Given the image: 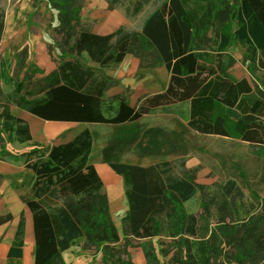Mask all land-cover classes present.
Returning a JSON list of instances; mask_svg holds the SVG:
<instances>
[{
  "label": "trees",
  "instance_id": "obj_1",
  "mask_svg": "<svg viewBox=\"0 0 264 264\" xmlns=\"http://www.w3.org/2000/svg\"><path fill=\"white\" fill-rule=\"evenodd\" d=\"M106 1L115 8L117 0ZM151 1L135 0L127 16H136ZM224 5L226 9L219 8ZM219 6L216 9L209 0H163L146 16L140 37L155 49L169 80L163 91L139 98L135 106L123 94L104 96L112 80L103 70L120 66L132 50L131 35L122 27L97 34L79 18L74 27L62 20L70 52H62L54 69L38 75L27 69L21 80L10 78L0 86V124L18 144H27L32 136L28 122L11 113L12 106L44 121L109 127L100 160L123 178L129 209L121 223L125 236L144 240L145 264H158L154 237L196 235L197 218L185 212L183 202L198 185L188 175L165 178V162L142 166L121 161L122 155L139 160L185 156L191 151L192 132L264 148V87L232 77L219 62L206 63L196 52L208 46L207 32L217 38L218 52L229 46L231 37L246 44L252 55L264 51V0H238L231 11L223 0ZM155 112L179 115L182 121L176 126L142 122ZM97 137L85 128L67 142L35 143L24 156L0 147L1 160L32 172L30 195L23 202L32 215L34 264H66L62 252L78 239L96 249L104 245L105 264H133L121 260L114 247L120 236L103 182L89 161ZM2 178L0 173V183ZM221 190L233 209L232 233L224 238L235 245V260L264 263V197L255 198L260 204L250 201L232 178ZM11 220L9 213L0 215V224ZM24 234L25 216L20 211L5 264H21ZM215 234L210 236L212 245ZM197 244L202 257L218 251L208 242Z\"/></svg>",
  "mask_w": 264,
  "mask_h": 264
},
{
  "label": "rangeland",
  "instance_id": "obj_2",
  "mask_svg": "<svg viewBox=\"0 0 264 264\" xmlns=\"http://www.w3.org/2000/svg\"><path fill=\"white\" fill-rule=\"evenodd\" d=\"M134 1L117 0L115 5L116 11L125 15V22L119 28H124V32L131 35L132 50L114 73L103 71L112 80L106 93L114 88L115 91L125 95L128 102L132 104L142 95L158 90L159 85L156 81L166 77L164 72L163 74L160 72L159 68L163 64L155 49L140 37L143 20L163 0H152L136 16H127ZM209 1L218 9L221 0ZM223 1L228 8L231 6L229 8L231 11L238 0ZM219 8L226 9V6H219ZM109 10L106 0H0V86H3V83L10 78L21 80L27 69L35 70L36 75L42 71L47 72L50 66L58 63L59 58H63V51L67 54L70 52L69 35L60 26L64 20L69 21L71 27L76 26L78 18L83 22L89 21L91 24L101 25L109 20ZM228 25L230 27L231 23L229 22ZM212 33L207 32L208 46L196 51L199 57L209 64L219 62L223 69L234 78L245 77L251 85L258 88L264 87V51H258L252 55L246 44L231 37L229 46L222 52H218L215 45L217 38ZM154 87L155 90H151ZM174 115L168 112H155L145 119L153 124L174 125V122L170 120L175 117ZM27 120L35 142L47 140L45 132L50 129L61 133L52 141L55 143L65 140L71 133L82 128L78 126L79 123H72L74 125L58 123L61 124L60 127L48 125L44 123V120L30 113ZM86 127L98 133L89 154V161L96 160L100 154L99 148L110 134L109 127L103 125ZM190 140L191 151L188 155L181 157L135 160L137 158L129 154L123 156L127 162L142 164L165 162L167 166L164 168L168 170L165 178L188 175L198 184L196 194L184 204L185 212L197 218V233L195 236L184 234L181 238H172L163 233L152 239L158 264H239L234 258L235 245L231 240L228 242L224 238L225 234L232 233L230 227L233 226L234 215L229 200L222 194L221 186L225 180L232 178L241 186L247 199L260 204L255 198L264 197V148L238 139L199 135L197 132H192ZM15 142L13 134L4 130L0 124L2 149L20 151L19 153L23 152L24 156L32 147ZM45 144L49 145V143ZM45 144L43 143L44 146ZM2 173L8 181L15 182L13 188L21 193V197L29 196L26 192V184L31 180L32 175L29 169H10L5 165L2 166ZM19 179L23 188L21 184H16ZM3 188L5 191L10 190L9 184L6 183ZM258 211L259 213L262 211L261 205ZM7 223L0 224V240ZM120 230L124 232V228ZM212 231H216L212 238L215 246L210 241ZM240 234L241 231H238L237 235ZM125 239L128 241V238ZM124 241L117 244L116 249L121 260L129 259L130 261L131 256L127 251L129 242L126 244ZM199 241L208 242L212 248H218V251L209 252L202 257L197 244ZM219 241H222L221 246L218 245ZM0 264H2L1 259Z\"/></svg>",
  "mask_w": 264,
  "mask_h": 264
},
{
  "label": "crops",
  "instance_id": "obj_3",
  "mask_svg": "<svg viewBox=\"0 0 264 264\" xmlns=\"http://www.w3.org/2000/svg\"><path fill=\"white\" fill-rule=\"evenodd\" d=\"M108 16H109V20L105 23H102L101 25H98V24L94 25V24H91V22H89V21H84V23L89 25L91 31L94 33L107 34V33H110V32L117 30L119 28V26H122L125 22V15H121V13L117 12L115 8L109 10ZM124 60H123V62H124ZM121 64H120V66H121ZM55 66H56V64L50 66L48 68L47 72L54 69ZM120 66L116 69H105L103 71L104 72L111 71L114 73L116 70H118L120 68ZM159 69H160L161 74H163V72L165 73L166 77H165V79L163 78L162 80L156 81V83L159 85V89L154 91L153 93H150V94H154V93L163 91L168 84V80H169L168 72L166 71V69L163 65ZM151 83H152V81H151ZM151 90H155V87L152 88ZM107 91H108V89L105 91V95H104L105 97H111V96L116 95V94H121L119 91H115L114 88L109 93H106ZM146 95H149V94H146ZM143 96H145V95H142L141 97H143ZM138 100H139V98L133 104L130 102H129V104L131 106H135L137 104ZM11 113L15 116H18V117L25 119L29 124V121L27 120V116L29 113L26 112L25 110L18 108V107H15V106H12L11 107ZM148 116L149 115L143 117V119H142L143 123H145L149 126L159 125V124H153V123L148 122L145 119ZM174 116L179 117V118L173 117L170 119L174 122V125L164 124V123H160V125L176 126L175 125L176 122L181 123V117L176 116V115H174ZM44 123H46V124L53 123V121H45ZM54 123H71V122H54ZM79 124L83 125V127L81 129H78L75 132L71 133L65 140H62L61 142H55V143H52V141L54 140V138L56 136L61 134V133H59V131L50 129V130L45 132L47 140H40L39 142H35V141H33L34 138H33L32 130H31V126L29 124L32 139L27 144H20V145H27V146L31 145L32 146V143H34V142L40 143V144H43V143L48 144L49 143V145L67 142V141L71 140L76 134H78L83 129L89 128V127H86V126H89L86 123H79ZM218 137H223V136H218ZM224 138H228V137H224ZM106 141H107V138L105 139V142L99 148L100 149L99 153H101V149L105 146ZM6 150H9V149H6ZM10 152L15 153L16 155H20L23 153V152L19 153L20 151H10ZM129 155L131 157H134L132 154H129ZM123 156L124 155L121 156V161L127 162L125 159H123ZM135 160H138V159H135ZM90 162L94 165L99 177L101 178L103 185H104V190L107 194V198H108V202H109V212L111 215V219H112L113 223L115 224V226L118 230L119 236H120V240L117 244H121L124 241V237L128 238L129 244L127 247V251L129 252V254L131 256L130 262L133 264H145L146 258H145L144 251L142 249V243L144 240L139 239V238H134L132 236H127V235L125 236V234H124L125 232H121V230H120L121 228H124L121 221H122L123 217L126 216L128 209H129V203H128V199H127V196L125 193V186H124L123 178L120 175L116 174L107 164L101 162L100 154L96 160L91 159ZM127 163L140 164L142 166L149 165V164H142V163H138V162H127ZM5 165H7L10 169H21V170L27 169V168H24L19 163L16 164L15 162L10 161V160H1L0 159V173L3 177L2 181L0 183V215L11 213L12 214L11 216H13L12 220L10 222H8L7 225H5V227H4L5 230L3 232V235L1 236V240H0L1 263L5 264V262H6V254H7V251L9 249V247L11 246L13 239H14V234H15V230H16V226H17V222H18V216H19L20 211H23L24 216H25V234H24V244H23V256H22L20 262H21V264H34L35 240H34V233H33L32 215H31L29 209L25 206V204L23 202V198H25V197H21V193L19 191H16L13 188V183H15V182L8 181L6 176L2 173V166H5ZM31 178H32V175H31ZM30 182H31V180L26 184V186H27L26 192H28L29 195H30ZM5 183L7 185L9 184L10 190H8V191L4 190L3 187H4ZM16 184H21V180L19 179V181H16ZM28 184H29V186H28ZM21 188H23L22 184H21ZM26 197H28V196H26ZM189 200H187L186 202H188ZM186 202H183V208H184V204ZM116 245H114L115 248H117ZM103 248H104V245L98 247V250H96V247L94 245L85 244L84 239H78L73 244H71V246L67 250L62 252V258L66 264H105L103 262V256H104Z\"/></svg>",
  "mask_w": 264,
  "mask_h": 264
},
{
  "label": "bare ground",
  "instance_id": "obj_4",
  "mask_svg": "<svg viewBox=\"0 0 264 264\" xmlns=\"http://www.w3.org/2000/svg\"><path fill=\"white\" fill-rule=\"evenodd\" d=\"M48 125H55L56 127H60L61 124H58V123H48ZM63 125H74V124H72V123H63ZM78 126L79 127H83L82 124H79Z\"/></svg>",
  "mask_w": 264,
  "mask_h": 264
}]
</instances>
